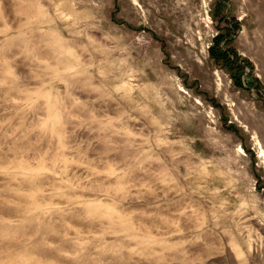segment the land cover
Here are the masks:
<instances>
[{"label": "rangeland", "instance_id": "rangeland-1", "mask_svg": "<svg viewBox=\"0 0 264 264\" xmlns=\"http://www.w3.org/2000/svg\"><path fill=\"white\" fill-rule=\"evenodd\" d=\"M219 2L0 0V264H264V0Z\"/></svg>", "mask_w": 264, "mask_h": 264}, {"label": "trees", "instance_id": "trees-1", "mask_svg": "<svg viewBox=\"0 0 264 264\" xmlns=\"http://www.w3.org/2000/svg\"><path fill=\"white\" fill-rule=\"evenodd\" d=\"M219 1L224 2L226 0H219ZM221 2H219L218 5H220ZM220 38L221 37L217 35L213 39V45L209 48L210 57H212L214 61L216 62H222L221 64L225 66L226 68L230 69L231 71L234 70L235 72L231 73V78L234 84L237 87H243L242 81H241L242 69L241 67L239 68L238 65L234 66V64H237V61L239 60V58L237 57L235 53L229 50L225 51V49L220 46V44L222 43V41H220ZM226 43H227V40L225 44Z\"/></svg>", "mask_w": 264, "mask_h": 264}, {"label": "bare ground", "instance_id": "bare-ground-1", "mask_svg": "<svg viewBox=\"0 0 264 264\" xmlns=\"http://www.w3.org/2000/svg\"><path fill=\"white\" fill-rule=\"evenodd\" d=\"M263 155V154H262Z\"/></svg>", "mask_w": 264, "mask_h": 264}]
</instances>
